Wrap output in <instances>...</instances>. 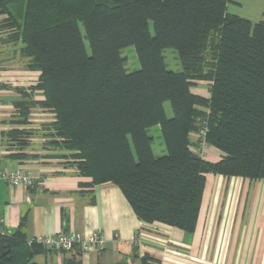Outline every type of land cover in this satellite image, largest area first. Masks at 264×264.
Instances as JSON below:
<instances>
[{
	"label": "trees",
	"instance_id": "trees-1",
	"mask_svg": "<svg viewBox=\"0 0 264 264\" xmlns=\"http://www.w3.org/2000/svg\"><path fill=\"white\" fill-rule=\"evenodd\" d=\"M228 1L0 0V44L39 72L12 121L50 110L48 143L90 178L81 186L112 181L141 221L193 230L205 173L264 179V18L232 13ZM128 45L139 64L130 72ZM199 81L207 96L194 93ZM202 145L220 159L202 157ZM43 249L21 230L0 235V264H36Z\"/></svg>",
	"mask_w": 264,
	"mask_h": 264
},
{
	"label": "crops",
	"instance_id": "crops-1",
	"mask_svg": "<svg viewBox=\"0 0 264 264\" xmlns=\"http://www.w3.org/2000/svg\"><path fill=\"white\" fill-rule=\"evenodd\" d=\"M232 3L240 16L264 18V0ZM11 49L0 44V54ZM24 64L18 54L0 62V227L21 230L25 238L99 231L103 239L87 252L45 247L34 256L36 264H264V179L207 172L193 230L145 223L112 181L95 184L92 191L81 186L90 178L48 143L53 112L36 105L26 123L12 121L16 103L27 98L21 91L28 92L39 77ZM193 91L207 96V82L199 81ZM41 94L30 96L40 99ZM204 158L218 161L219 150L207 146ZM17 169L33 183L10 186L1 177Z\"/></svg>",
	"mask_w": 264,
	"mask_h": 264
},
{
	"label": "built area",
	"instance_id": "built-area-1",
	"mask_svg": "<svg viewBox=\"0 0 264 264\" xmlns=\"http://www.w3.org/2000/svg\"><path fill=\"white\" fill-rule=\"evenodd\" d=\"M206 148V145H202V148L198 152L202 155V157H205ZM1 177L10 186H17L20 184H26L29 186L33 183L31 176L19 169L14 171L5 170ZM10 234L11 233L8 230L0 227V235ZM101 237L102 235L99 231H94L87 235H82L76 231H60L53 235L26 238V243L27 245L39 243L44 247H48L56 251H67L77 247L81 252H87L103 243V239Z\"/></svg>",
	"mask_w": 264,
	"mask_h": 264
},
{
	"label": "rangeland",
	"instance_id": "rangeland-1",
	"mask_svg": "<svg viewBox=\"0 0 264 264\" xmlns=\"http://www.w3.org/2000/svg\"><path fill=\"white\" fill-rule=\"evenodd\" d=\"M227 8H228V11L239 14L236 4L232 3L231 0L227 2ZM241 16H244V15H241ZM245 17H248L249 19H258L260 16L258 17L245 16ZM4 50L5 48L2 49V51ZM120 54L124 57V68L126 69L127 72L133 71L138 68L139 64H138L137 56H136L133 45H128V46L121 48ZM10 56H13V55L9 53L0 54V57H1L0 62L5 61ZM164 57H165L166 64L169 68H173V69L179 68L180 58L176 50L172 48L164 49ZM201 87H205V85H202ZM164 109H165L167 116L172 115V108H171L169 101L164 102ZM148 130H149V133H151L154 136L153 147L156 151H158V149L161 146H163L159 126L158 125L151 126Z\"/></svg>",
	"mask_w": 264,
	"mask_h": 264
}]
</instances>
